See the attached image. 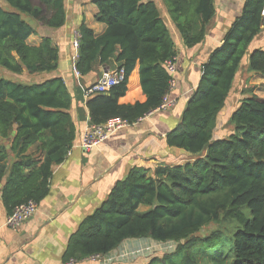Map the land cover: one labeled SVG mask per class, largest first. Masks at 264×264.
Returning <instances> with one entry per match:
<instances>
[{"label":"trees","instance_id":"trees-1","mask_svg":"<svg viewBox=\"0 0 264 264\" xmlns=\"http://www.w3.org/2000/svg\"><path fill=\"white\" fill-rule=\"evenodd\" d=\"M2 1L8 10L0 4V67L20 79L0 78V184L8 218L17 207L47 198L54 168L76 139L63 78L42 79L58 71L60 47L50 36L37 47L29 38L40 29L62 31L69 4H95L96 21L107 29L96 36L80 24L78 48L77 33L72 43L75 67L86 77L115 59L126 77L109 93L85 100L90 122L119 117L132 125L157 110L169 92L173 75L165 63L178 54L174 32L186 49L199 47L216 8L215 0H160L169 22L156 0ZM263 13L264 0H247L203 65L180 125L166 136L168 147L193 158L154 168L149 177L131 169L70 238L66 263L105 257L125 240L151 239L177 247L146 264H264V89L253 86L232 104L243 69L264 76V49L254 46L263 36ZM137 65L147 100L122 105ZM226 123L228 135L221 131Z\"/></svg>","mask_w":264,"mask_h":264},{"label":"crops","instance_id":"crops-1","mask_svg":"<svg viewBox=\"0 0 264 264\" xmlns=\"http://www.w3.org/2000/svg\"><path fill=\"white\" fill-rule=\"evenodd\" d=\"M246 2L215 0L216 17L211 22L206 42L197 48L186 49L174 32L178 54L177 71L173 76L176 85L170 93L174 102L172 107L151 112L90 151L82 147L83 136L92 126L83 92L98 82L104 71L119 68L113 59L108 66L100 67L86 77H78L73 71L75 52L72 43L80 24L85 21L96 36H101L107 29L105 24L96 21L98 8L87 1L69 4L68 22L62 31L40 29L41 35L37 33L29 38V45L37 47L44 36H50L60 47L58 71L42 79L63 78L73 99L70 113L76 126V139L66 161L54 168L47 198L39 204L36 214L17 229L6 225L7 214L1 201L3 183L0 184V264H67L64 255L70 238L83 221L103 205L115 184L125 178L131 169L142 168L149 177L154 168L183 165L193 158L185 151L168 147L166 136L180 125L188 102L201 80L203 65L212 50L223 43L226 31L241 16ZM157 5L170 22L164 5ZM243 63L247 66L248 61ZM247 71V68L243 69L240 75ZM146 100L137 65L129 77L126 95L119 102L133 105ZM148 241L153 242L151 239L125 240L116 251L105 257L96 261L85 259L74 264H146L152 254L136 255L141 253ZM138 246L143 247L137 250Z\"/></svg>","mask_w":264,"mask_h":264},{"label":"built area","instance_id":"built-area-1","mask_svg":"<svg viewBox=\"0 0 264 264\" xmlns=\"http://www.w3.org/2000/svg\"><path fill=\"white\" fill-rule=\"evenodd\" d=\"M78 35L79 34L77 33L75 40L76 48H78L79 45ZM78 57L79 56L77 53L74 56L73 71L79 77L80 74L75 67ZM165 65L168 71L174 76L177 71V56L168 60L165 63ZM125 77H126V73L124 68H117L111 71L110 70L104 71L98 82H96L95 84L84 90L83 95L85 100L95 94L109 93L114 87L124 82ZM175 85H176V81L173 77V79L170 81L169 92L163 98V101L157 110L164 111V110H169L172 107L174 102L170 99V93L174 90ZM129 126H131V124L127 120H124L119 117L111 118L102 125H92L86 130L83 136L82 147L86 151H90L98 147L99 145L103 144L104 142H106L108 138L111 137L113 134ZM38 208L39 205L32 200L17 207L13 212V214L7 218L6 225L9 228L17 229L18 227L22 226L25 222H27L29 219H31L38 211ZM100 258L102 257L94 256L89 259L96 261L97 259ZM74 263H75L74 261H70L67 264H74Z\"/></svg>","mask_w":264,"mask_h":264},{"label":"rangeland","instance_id":"rangeland-1","mask_svg":"<svg viewBox=\"0 0 264 264\" xmlns=\"http://www.w3.org/2000/svg\"><path fill=\"white\" fill-rule=\"evenodd\" d=\"M157 4H162V2L160 0H156ZM0 4H2L7 10H8V5L0 0ZM26 20L30 23V24H36L35 22H33L31 19L26 18ZM175 35V33H174ZM176 36V35H175ZM254 46L257 47H263L264 49V31H263V36L260 38V40H258L256 42V44ZM244 72V71H243ZM252 72L251 71H247V73H242L241 75H239L238 78H240L238 81H236L235 83V90H234V95L232 98V104H235L234 99L237 101L245 96V93H247V90H249L251 87L253 86H259L261 88L264 89V76H260V75H251ZM251 76V77H250ZM0 78H5V79H11L13 78L14 80H20L19 77L6 72L4 69H2L0 67ZM229 109V108H228ZM234 111V110H233ZM222 132H226V135L229 134V132L231 131L229 124L226 123V127L221 129ZM225 135V136H226ZM142 211L146 210V208H142ZM143 246H138L136 249H140ZM177 247V244L174 242H168L166 244H162V243H158V242H150L148 241V243H146V246H144L141 250H140V254L136 255L137 257H141V256H148L150 254H152L151 256L153 257H162L167 253H172ZM132 257H130L131 260Z\"/></svg>","mask_w":264,"mask_h":264},{"label":"clouds","instance_id":"clouds-1","mask_svg":"<svg viewBox=\"0 0 264 264\" xmlns=\"http://www.w3.org/2000/svg\"><path fill=\"white\" fill-rule=\"evenodd\" d=\"M85 99V98H84ZM87 100V99H86Z\"/></svg>","mask_w":264,"mask_h":264},{"label":"water","instance_id":"water-1","mask_svg":"<svg viewBox=\"0 0 264 264\" xmlns=\"http://www.w3.org/2000/svg\"><path fill=\"white\" fill-rule=\"evenodd\" d=\"M154 242V241H153Z\"/></svg>","mask_w":264,"mask_h":264}]
</instances>
